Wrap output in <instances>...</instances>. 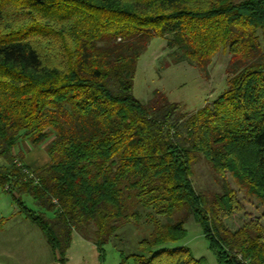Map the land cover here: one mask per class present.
<instances>
[{"label":"trees","instance_id":"obj_1","mask_svg":"<svg viewBox=\"0 0 264 264\" xmlns=\"http://www.w3.org/2000/svg\"><path fill=\"white\" fill-rule=\"evenodd\" d=\"M154 37L201 69L227 51V87L191 113L159 89L138 99ZM23 138L46 143L49 162L28 167ZM200 157L264 203V0H0V184L60 264L74 228L102 248L143 213L153 227L136 264H205L171 245L190 217L218 264H264L262 225L223 221L236 189L194 187Z\"/></svg>","mask_w":264,"mask_h":264},{"label":"rangeland","instance_id":"obj_2","mask_svg":"<svg viewBox=\"0 0 264 264\" xmlns=\"http://www.w3.org/2000/svg\"><path fill=\"white\" fill-rule=\"evenodd\" d=\"M230 54L225 50L216 53L205 69L188 61L174 62L169 53L167 38L154 37L141 55L134 77L133 93L147 101L155 89L163 91L171 101L182 104V110L194 112L206 102L217 98L227 87L230 74L226 71ZM42 143L40 145H44ZM30 140L23 138L17 150L26 154L34 149ZM198 192L211 193L224 190L227 183L236 189L238 209L223 214L228 228L237 229L246 223L262 225L264 236V203L255 195L238 186L229 172L219 179L203 157L193 164L191 176ZM28 206L34 207L31 196L25 195ZM49 215V213H48ZM0 262L2 264H55L54 253L41 229L19 211L11 194L0 184ZM152 224L144 213L140 222H128L120 226L116 235L100 248L89 229L72 231L66 251L67 264H136L140 252L139 242L149 236ZM186 237L172 246L187 245L195 257L204 258L205 264H218L201 226L192 217L185 223Z\"/></svg>","mask_w":264,"mask_h":264},{"label":"crops","instance_id":"obj_3","mask_svg":"<svg viewBox=\"0 0 264 264\" xmlns=\"http://www.w3.org/2000/svg\"><path fill=\"white\" fill-rule=\"evenodd\" d=\"M49 160H50V157L48 156L46 150L44 149V145H36L35 148L30 150V152L28 154H26L24 157L25 163L31 169L39 168V167L47 164L49 162ZM1 223L2 222H0V226L2 228L5 225H1ZM54 258H55V264H60L57 261L55 254H54ZM0 264H2V263L0 262Z\"/></svg>","mask_w":264,"mask_h":264},{"label":"built area","instance_id":"obj_4","mask_svg":"<svg viewBox=\"0 0 264 264\" xmlns=\"http://www.w3.org/2000/svg\"><path fill=\"white\" fill-rule=\"evenodd\" d=\"M24 170H25V172H27L28 174H30V175H31V173H30V172H29V171H28L26 168H25Z\"/></svg>","mask_w":264,"mask_h":264}]
</instances>
